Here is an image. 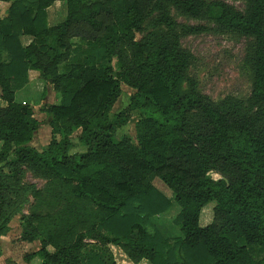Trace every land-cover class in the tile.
<instances>
[{
	"label": "trees",
	"instance_id": "16d2710c",
	"mask_svg": "<svg viewBox=\"0 0 264 264\" xmlns=\"http://www.w3.org/2000/svg\"><path fill=\"white\" fill-rule=\"evenodd\" d=\"M54 1L66 14L51 26ZM238 1L243 10L225 0H0V238L29 195L41 198L23 168L51 187L46 211L21 215L20 240L40 243L25 262L115 264L113 245L133 263L264 264V0ZM171 8L251 39L246 101L197 90L180 39L201 29L180 26ZM30 70L60 96L40 106L51 135L40 150L33 106L15 100ZM122 86L129 103L110 116ZM133 111L134 138H117ZM75 130L85 151L71 154ZM173 205L178 234L167 235L156 219Z\"/></svg>",
	"mask_w": 264,
	"mask_h": 264
},
{
	"label": "rangeland",
	"instance_id": "374dc122",
	"mask_svg": "<svg viewBox=\"0 0 264 264\" xmlns=\"http://www.w3.org/2000/svg\"><path fill=\"white\" fill-rule=\"evenodd\" d=\"M225 1L239 10L244 9V3L241 1ZM65 9V5L62 3H56L49 7L47 11L48 23L54 24L63 20L66 14ZM171 16L180 26L200 27L201 29L198 33L183 34L180 39L181 46L192 56L187 73L188 77L196 81L197 90L214 102L221 101L226 97L246 101L251 91L252 74L246 62L251 39L235 32L221 30L210 19H193L181 15L173 8H171ZM27 86V91L21 89L16 93V99H22L25 103H30L33 106L34 115L40 122V126L31 144L40 150L49 143L51 137L46 113L40 111V106L45 103H57L60 96L49 86L42 88L40 83L33 77ZM131 93L130 88L122 86L121 95L114 104L110 116L118 113L128 105ZM3 105L4 102L0 99V106ZM138 118L139 113L133 111L129 121L116 131L115 136L119 138L122 135H127L134 138L135 123ZM78 135L79 130H75L70 136L71 154L85 151V148L78 141ZM23 171L22 183L33 184L36 189L41 191V198L38 201L29 195L27 201L22 205L21 212L12 217L9 223L10 230L0 238V256H3L0 257V264L22 263L25 254L40 247L37 240L30 244H25L20 240L23 230L21 215H28L33 211H46L42 200L49 197V193L45 190L46 188L51 189V187L46 179L37 176L29 169L23 168ZM210 175L212 178H218V175L214 172ZM153 184L164 194L171 197V190L160 180L154 179ZM213 206L214 202H210L202 209L199 218L200 226H205L211 222ZM177 212L178 207L173 205L170 210L156 219L159 228L167 235L178 234V229L173 222ZM48 249L53 250L51 247H48ZM112 250L114 249L112 248ZM111 254L114 258L113 253ZM38 263V257L30 262V264Z\"/></svg>",
	"mask_w": 264,
	"mask_h": 264
},
{
	"label": "crops",
	"instance_id": "0c3cea01",
	"mask_svg": "<svg viewBox=\"0 0 264 264\" xmlns=\"http://www.w3.org/2000/svg\"><path fill=\"white\" fill-rule=\"evenodd\" d=\"M56 3H62L63 5H65V3L64 2H62V1H54L51 5H50V7L52 6V5H55ZM6 8H7V3H4V2H0V17H2L3 16V14L5 13V10H6ZM49 8V7H48ZM47 11H48V9H47ZM65 11H66V9H65ZM59 22V21H58ZM57 22V23H58ZM57 23H54V24H51L50 22H49V25H56ZM31 37H29V36H21L20 37V41H21V43H22V45L23 46H26V45H28L29 43H30V41H31ZM28 75H29V81H30V79L33 77V78H35L36 79V81H38V83H40V85L42 86V88L44 87V83L41 81V79L39 78V73L37 72V71H35V70H30L29 72H28ZM49 87H51V86H49ZM27 89H28V86L26 85L22 90H24V91H27ZM51 89H52V87H51ZM15 100L17 101V102H19V101H21V103H25L24 102V100H17L16 98H15ZM51 104H53V103H51ZM4 106V105H3ZM166 195V194H165ZM167 196V195H166ZM169 197V196H168ZM10 227V226H9ZM10 230V229H9ZM24 242V241H23ZM25 244H28V242H24ZM30 244V243H29ZM108 248L110 249V252L111 253H113V255H114V261H115V264H150L147 260H145V259H142V260H140L138 263H133V262H131L128 258H127V256H126V254L120 249V248H118V247H116V246H113V245H109L108 246ZM112 248L114 249V250H112ZM38 249V248H37ZM36 249V250H37ZM36 250H33V251H31V252H34V251H36ZM0 252H1V250H0ZM30 252V253H31ZM0 257H3V256H0ZM115 257H117V259H115ZM34 259V258H33ZM33 259H31L29 262H25V261H23L22 263H19V262H17L16 264H30V262L33 260ZM38 264H40V259H39V263Z\"/></svg>",
	"mask_w": 264,
	"mask_h": 264
}]
</instances>
